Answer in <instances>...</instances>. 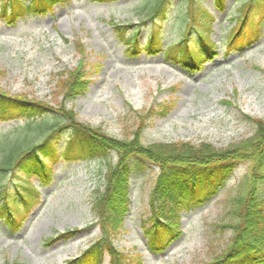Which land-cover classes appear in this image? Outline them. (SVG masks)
I'll return each mask as SVG.
<instances>
[{
  "label": "rangeland",
  "instance_id": "374dc122",
  "mask_svg": "<svg viewBox=\"0 0 264 264\" xmlns=\"http://www.w3.org/2000/svg\"><path fill=\"white\" fill-rule=\"evenodd\" d=\"M241 1L225 0L224 8L218 9L214 0H198L211 19L194 22L196 30L189 33L188 46L192 52L202 51L197 45L198 33L209 24L215 55L191 71L181 65L178 50L165 58L162 52L177 44L185 25L189 27L184 20L185 0H171L166 16L156 22L148 21L147 12L141 10L148 0H69L45 15H20L12 26L0 19V91L50 105L62 102L72 107L77 120L118 139H130L139 129L143 145L189 141L226 149L250 138L256 128L254 119L264 118V37L255 40L256 29H264L263 9L253 6L247 15L242 44L245 41L248 48L243 52L224 48L238 25L234 18ZM119 23L139 26L133 55L124 53L126 47L114 27ZM150 36L156 42L149 52L144 43ZM77 67L88 80L86 89L63 100L60 81ZM135 84L139 100L132 99L126 89ZM167 105L169 112L161 114ZM171 115L176 118L157 127L158 120ZM47 118L53 119L52 115ZM18 123L0 122V140L12 142L16 137L23 143L15 128ZM116 159L110 153L98 160L59 162L48 183L32 179L39 195L28 209L21 205L15 186L9 185L6 196L11 205L27 213L14 231L0 220V264H62L99 238L93 201L104 189L108 165ZM249 169V162L239 163L203 206L182 212L179 238L163 250L150 252L141 224L150 216L149 199L159 168L146 163L131 177L129 209L123 228L113 235V244L131 260L139 257L145 264L211 261L233 234L226 225L232 220L230 200L248 180ZM259 190L264 195V182ZM218 224L225 226L219 228ZM103 264H109L108 257Z\"/></svg>",
  "mask_w": 264,
  "mask_h": 264
},
{
  "label": "trees",
  "instance_id": "16d2710c",
  "mask_svg": "<svg viewBox=\"0 0 264 264\" xmlns=\"http://www.w3.org/2000/svg\"><path fill=\"white\" fill-rule=\"evenodd\" d=\"M69 0H0V19L12 24L23 14L44 15L58 3ZM91 2H115L118 0H90ZM141 10L146 19L154 21L167 14L171 0H148ZM225 0H214L216 7L224 8ZM258 7L264 12V0H244L239 4L237 16L239 28L228 37L229 47L242 49L243 30L247 15ZM143 12V11H142ZM210 17L198 0H185V30L176 44L186 51V42L194 22ZM202 18V19H198ZM144 21V20H143ZM142 23H145L143 22ZM205 34L199 33L201 53L211 57L213 42L209 39L210 26H203ZM242 27V29L240 28ZM119 40L132 48L140 33L139 26L127 24L115 27ZM255 40L264 34L257 30ZM147 45V44H146ZM186 47V48H185ZM172 51L176 47L171 48ZM178 49V48H177ZM171 51V53H172ZM187 66L194 67L192 59ZM197 62L195 66H199ZM84 73L77 67L60 81L64 99L82 94L88 83ZM169 109L167 105L161 114ZM52 115V121L47 118ZM18 120L22 123L23 139L30 140L33 131L44 132L39 142L22 146L13 141L1 140L0 150V218H9L11 208L7 202L6 189L16 185L31 189L32 177L44 178L47 171L59 160L79 161L106 158L110 153L117 156L115 164H109L103 191H98L93 201V211L101 229V235L77 257L63 264H101L109 258V264H144L141 258L130 256L113 244V235L123 228V219L129 206L130 176L141 172L148 164L158 166L159 173L149 199L150 216L142 221V231L151 250H161L181 235L180 214L201 206L215 193L234 168L246 161L250 163L248 180L242 182L239 193L231 198L229 226L233 234L226 248L211 261L204 264H264V195L259 186L264 182V118L254 119V134L226 149H215L207 142L193 144L189 141L155 143L144 146L140 142V130L136 129L130 139H118L106 134L100 127L80 122L71 107L62 102L50 105L25 96H14L0 91V122ZM64 136V137H63ZM210 188V191H205ZM21 193V192H20ZM36 197V194L31 193ZM223 228L225 224H218ZM5 264H20L17 261Z\"/></svg>",
  "mask_w": 264,
  "mask_h": 264
},
{
  "label": "bare ground",
  "instance_id": "6f19581e",
  "mask_svg": "<svg viewBox=\"0 0 264 264\" xmlns=\"http://www.w3.org/2000/svg\"><path fill=\"white\" fill-rule=\"evenodd\" d=\"M126 89L128 92L131 93V98L134 100H139V95H140V90L138 88V84H135V86H126ZM248 108H249V104H248ZM187 112L189 111V109H186ZM211 113H208V115H210ZM175 116L171 115L169 118L165 119V120H158L157 122V127H163L165 126L166 123L171 122V119L174 118ZM176 118V117H175ZM66 254H63L62 256L65 257Z\"/></svg>",
  "mask_w": 264,
  "mask_h": 264
}]
</instances>
